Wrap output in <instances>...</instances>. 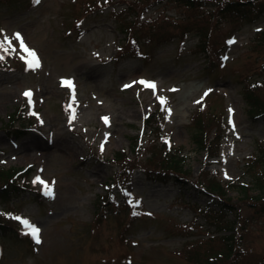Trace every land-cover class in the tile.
<instances>
[{
	"label": "rangeland",
	"instance_id": "rangeland-1",
	"mask_svg": "<svg viewBox=\"0 0 264 264\" xmlns=\"http://www.w3.org/2000/svg\"><path fill=\"white\" fill-rule=\"evenodd\" d=\"M229 1L0 0V166L26 169L0 264H262L264 17H220ZM158 149L181 185L147 179Z\"/></svg>",
	"mask_w": 264,
	"mask_h": 264
},
{
	"label": "trees",
	"instance_id": "trees-1",
	"mask_svg": "<svg viewBox=\"0 0 264 264\" xmlns=\"http://www.w3.org/2000/svg\"><path fill=\"white\" fill-rule=\"evenodd\" d=\"M218 15L224 18H230L232 20H237L244 25L253 24L258 22L260 19L264 17V0H236V1H229L221 5L218 9ZM2 60V57H0ZM0 60V63H1ZM251 101V99H250ZM255 104V103H254ZM264 116V111H263ZM21 113L14 114L13 122H15L18 118H20ZM149 118H151L149 120ZM155 118L154 113H151L150 116L145 120L149 124V121L153 122ZM192 124L194 125V133L193 138L197 147L205 152L209 151V146L207 145L208 139L205 136V121L203 118H199L197 120L192 119ZM22 127H15L16 130H21ZM215 138L210 139L209 143L214 142ZM160 152V156H162L161 161L163 162L162 168L157 169H150L148 170V179L154 182H163L169 183L174 182L176 184H182V175L187 172V168H185L184 160L181 161V157L179 153H168L164 155L162 150L158 149ZM125 154V153H124ZM258 158V157H257ZM261 158L262 163L264 164V149H261ZM115 159H118L115 156ZM257 161V159H256ZM259 163V162H257ZM26 171L24 168H16L11 167L9 169H4L0 166V198L7 200L8 198L16 195H20L22 191L25 190V186L20 183L19 179L21 180L23 173ZM14 179H18L15 180ZM183 179V178H182ZM255 184L258 187L257 195L253 196V201L256 203H252V205L258 208V203H260L261 207L264 208V170H262L258 177L255 179ZM18 184V185H17ZM246 193H244L245 195ZM226 204V203H224ZM227 207H231L229 204L225 206L224 210L229 211ZM0 228L6 229L7 226L0 222ZM222 239L223 244H228L232 235H224L220 237ZM188 250L189 258L193 259L194 261H198V257L200 256L202 250L201 248H189ZM231 250H227L226 252H230ZM186 253V252H185ZM264 264V261L262 262Z\"/></svg>",
	"mask_w": 264,
	"mask_h": 264
},
{
	"label": "snow or ice",
	"instance_id": "snow-or-ice-1",
	"mask_svg": "<svg viewBox=\"0 0 264 264\" xmlns=\"http://www.w3.org/2000/svg\"><path fill=\"white\" fill-rule=\"evenodd\" d=\"M34 2L38 4V3L40 2V0H34ZM16 39H20V40H21V45H22V47H24V50H25L26 52H28L29 55L32 57V61H30L29 63H35V62H36V56H35V53L32 52L31 50L27 49V48L23 45V41H22V39H21V37H20L19 34H16ZM10 43H11L10 39L7 38V37H5V40L2 41V42H0V48H4L5 44H10ZM64 83H65L67 86L72 87V84H71L70 81H65ZM141 83H145L146 86H148V87L155 88V85L152 84V83H150V82H143V81H142ZM126 87H127V86H126ZM25 95H30V93H25ZM206 95H207V93H206ZM161 103L164 104V103H166V101H165L163 98H161ZM104 119H105V123H107V118H104ZM47 194H48V195H52V193H51L50 190L47 192ZM17 219H19V218H17ZM24 223H25V224L31 229V235L35 238L36 243H40L39 236H38V233H39L40 230H39L38 228H36L35 226L30 225L27 221H24Z\"/></svg>",
	"mask_w": 264,
	"mask_h": 264
}]
</instances>
